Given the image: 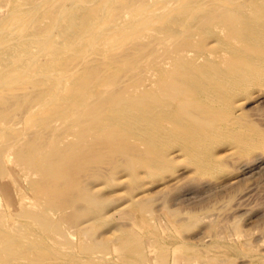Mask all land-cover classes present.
<instances>
[{
  "label": "rangeland",
  "instance_id": "obj_1",
  "mask_svg": "<svg viewBox=\"0 0 264 264\" xmlns=\"http://www.w3.org/2000/svg\"><path fill=\"white\" fill-rule=\"evenodd\" d=\"M64 2L0 0V264H264V0Z\"/></svg>",
  "mask_w": 264,
  "mask_h": 264
},
{
  "label": "bare ground",
  "instance_id": "obj_2",
  "mask_svg": "<svg viewBox=\"0 0 264 264\" xmlns=\"http://www.w3.org/2000/svg\"><path fill=\"white\" fill-rule=\"evenodd\" d=\"M65 6H69L68 5V3L67 2H64V0H60ZM16 9H18V8H16ZM20 15V16H19ZM71 16H63V18H60V17H58V18H55L54 20H53V23L55 24V25H59V24H61V22H62V20H64V21H66V22H70L71 21ZM13 20H14V24H16L17 25V29L16 30H22V29H24L25 28V26H26V23H25V18H24V16H22V14H18L17 12H15V15L13 16ZM14 28V27H13ZM9 32H10V29L8 28V29H6L5 28V30L4 29H0V51L2 50V48L3 47H5V45H6V43L4 42V39H2V36H4V35H8L9 34ZM18 32H16L15 34H17ZM54 33V32H53ZM52 37V36H51ZM20 40H22V39H20ZM19 40V41H20ZM24 40V39H23ZM26 40V39H25ZM14 43H15V40L13 41ZM12 43V42H11ZM4 50V49H3ZM5 56V55H4ZM1 58V57H0ZM11 59H12V57H11ZM11 59H7L8 60V65L6 66V72L3 70V71H1V73H0V88H1V86H2V84H11L12 83V81L15 79V77H16V73L14 74V72H17V62H18V58L17 59H13L12 61H11ZM11 61V62H10ZM13 68V69H12ZM4 72V73H3ZM12 72V73H11ZM8 87H10V86H8ZM9 89V88H8ZM12 90V89H11ZM9 91V90H8ZM9 93H10V91H9ZM3 98V97H2ZM6 101V100H5ZM10 156V153L7 155V157H9ZM12 157V156H11ZM10 158V157H9ZM11 159V158H10ZM9 159V160H10ZM7 160V159H6Z\"/></svg>",
  "mask_w": 264,
  "mask_h": 264
}]
</instances>
